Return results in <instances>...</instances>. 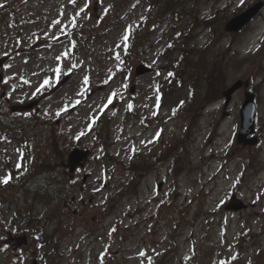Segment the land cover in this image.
Listing matches in <instances>:
<instances>
[{"label":"rangeland","instance_id":"obj_1","mask_svg":"<svg viewBox=\"0 0 264 264\" xmlns=\"http://www.w3.org/2000/svg\"><path fill=\"white\" fill-rule=\"evenodd\" d=\"M256 1L182 0L179 21L161 13L159 0H0V15L15 6L20 23L13 38L0 29V56L10 55L0 84V114L10 115L0 125V178L10 174L3 157L18 166L24 152L18 139L38 142L60 134L65 153L60 162L75 147L92 151L76 173L55 167L27 181L16 176L12 194L0 190V259H8L3 264H34V258L38 264H264V9L239 33L225 31L227 22ZM213 13L219 36L194 28L198 37L186 45L187 54L201 62L193 74L194 98L190 81L183 87L174 83L169 102L158 109L157 92L169 73L158 69L166 62L165 46L190 16L197 24ZM78 32L85 39L71 36ZM30 48L31 57L24 53ZM123 52L126 59L117 57ZM217 55L226 60L223 86L239 79L246 84L228 106L224 88L215 95L208 81ZM141 62L153 72L137 76ZM245 89H258L261 96L259 142L253 146L237 141ZM34 98L42 99L38 108L13 112ZM178 100L187 101L190 116L170 117ZM100 111L110 117L100 129L103 135L88 131ZM133 148L142 155L129 170L146 173L130 179L137 191L127 185L130 171L107 155L125 162L139 155ZM161 151L169 155L160 160ZM177 155L179 165L173 166ZM55 181L64 184L62 195L47 207L38 189ZM234 192L254 206L227 210ZM112 196L117 205L108 214ZM31 211L49 220L35 221ZM10 235H27L28 242L10 251ZM43 236H51L53 244H44Z\"/></svg>","mask_w":264,"mask_h":264},{"label":"water","instance_id":"obj_2","mask_svg":"<svg viewBox=\"0 0 264 264\" xmlns=\"http://www.w3.org/2000/svg\"><path fill=\"white\" fill-rule=\"evenodd\" d=\"M243 17L244 15H241L232 21V24H233L232 29H239L245 23V21L242 19ZM4 61H5V58H0V81L3 79L2 68H3ZM147 71H149V69L145 67L144 65H140L137 69V72L139 74L145 73ZM238 87H239V84L233 86L230 90H228L225 93L227 97V103L230 101L233 91L236 90ZM255 109H256V106L254 104V96L252 94H247V99L243 105V110H242L243 127H242L241 136L239 137L240 141L242 140V138L245 139V136L254 130ZM88 153H89L88 151L85 152V151H81L78 149L72 152L71 157H70V163L72 166V170L75 169L78 162H80L84 158H87ZM236 207L242 208L243 206L239 204Z\"/></svg>","mask_w":264,"mask_h":264},{"label":"trees","instance_id":"obj_3","mask_svg":"<svg viewBox=\"0 0 264 264\" xmlns=\"http://www.w3.org/2000/svg\"><path fill=\"white\" fill-rule=\"evenodd\" d=\"M163 3V7L164 9H166V12L168 11H172V12H175L174 11V5L176 4L177 0H159ZM2 21H4V23H6V26H8V21L5 19V18H2ZM207 22H209V24L211 23V19L207 20ZM124 55H127V53H124ZM179 61V60H178ZM182 61H180L181 63ZM55 147L56 149L58 148V143L56 141L55 143ZM137 162H135L133 165H135ZM132 167V163H131V166ZM134 175L133 176V179L136 180L137 178H141L142 176L145 175V170L144 169H141V170H137L135 174H132Z\"/></svg>","mask_w":264,"mask_h":264},{"label":"snow or ice","instance_id":"obj_4","mask_svg":"<svg viewBox=\"0 0 264 264\" xmlns=\"http://www.w3.org/2000/svg\"><path fill=\"white\" fill-rule=\"evenodd\" d=\"M71 2L75 3V0H71ZM241 3H243V0H241ZM85 82H87V78ZM45 83H48V81H45ZM10 179H11V175L9 174V175H6L5 177L0 178V182L7 184Z\"/></svg>","mask_w":264,"mask_h":264}]
</instances>
